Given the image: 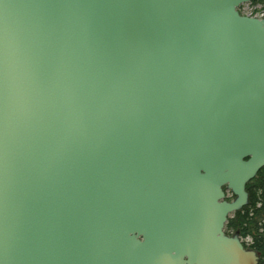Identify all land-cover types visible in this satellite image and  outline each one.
I'll use <instances>...</instances> for the list:
<instances>
[{
  "label": "water",
  "instance_id": "1",
  "mask_svg": "<svg viewBox=\"0 0 264 264\" xmlns=\"http://www.w3.org/2000/svg\"><path fill=\"white\" fill-rule=\"evenodd\" d=\"M253 1L0 0V264H259Z\"/></svg>",
  "mask_w": 264,
  "mask_h": 264
},
{
  "label": "trees",
  "instance_id": "2",
  "mask_svg": "<svg viewBox=\"0 0 264 264\" xmlns=\"http://www.w3.org/2000/svg\"><path fill=\"white\" fill-rule=\"evenodd\" d=\"M254 3H264V0ZM247 191L248 205L229 217L225 231L243 240L246 249L257 253L259 264H264V168L247 185Z\"/></svg>",
  "mask_w": 264,
  "mask_h": 264
},
{
  "label": "built area",
  "instance_id": "3",
  "mask_svg": "<svg viewBox=\"0 0 264 264\" xmlns=\"http://www.w3.org/2000/svg\"><path fill=\"white\" fill-rule=\"evenodd\" d=\"M245 5V4H244ZM251 3H247L245 6H247L244 9V12L241 13L246 16L255 17L259 19H264V4H258L257 6H251Z\"/></svg>",
  "mask_w": 264,
  "mask_h": 264
},
{
  "label": "rangeland",
  "instance_id": "4",
  "mask_svg": "<svg viewBox=\"0 0 264 264\" xmlns=\"http://www.w3.org/2000/svg\"><path fill=\"white\" fill-rule=\"evenodd\" d=\"M255 1V0H254ZM254 1H253V3H251L252 5L251 6H257L258 4H261V3H254ZM262 4H264V3H262ZM246 5V4H245ZM245 5H242V7H240V10L242 11V12H244V9L247 7V6H245ZM264 9V8H263ZM226 194H227V196H228V198H230V199H228L229 201H232V200H234L235 198H234V196L232 195V193L230 192V191H227L226 190ZM250 241V239H248L247 240V242H249Z\"/></svg>",
  "mask_w": 264,
  "mask_h": 264
}]
</instances>
